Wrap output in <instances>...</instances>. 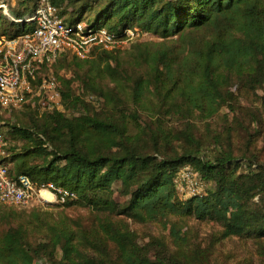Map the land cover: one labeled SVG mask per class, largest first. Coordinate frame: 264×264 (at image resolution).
Here are the masks:
<instances>
[{
  "label": "trees",
  "instance_id": "trees-1",
  "mask_svg": "<svg viewBox=\"0 0 264 264\" xmlns=\"http://www.w3.org/2000/svg\"><path fill=\"white\" fill-rule=\"evenodd\" d=\"M41 1L23 0L22 3L35 6ZM48 1L59 7L77 0ZM86 7L83 5L70 22H80ZM11 15L15 20L25 17L13 12ZM91 25L109 26V29L138 26L161 38L186 30L213 28L212 38L195 50L194 74L178 77V82L167 55L164 52L152 55L148 76L131 78L133 105L142 102L149 89L156 96L158 110L166 108L176 113L197 110L208 118L231 99L232 95L221 88L231 78L239 81L244 78L252 87H264V0H111L96 14ZM26 30L24 23L0 17V38H12ZM114 52H94L84 60L68 58V54L56 59L52 66L55 72L70 68L75 76L59 78L65 113L54 112L37 118L31 105L24 106L28 110L27 124L8 125L4 131L9 138L17 136L23 142L19 152L11 158L9 147L6 149L12 174L25 175L35 186L52 183L74 193L76 200L67 206L78 204L92 212L125 217L138 223L193 217L220 225L224 238L264 236V215L260 219L250 209L253 195L264 193L263 165L248 164L247 174L228 176L227 167L236 161L229 149L220 151L212 160L203 158L198 146L167 156L158 145L161 130L150 133L143 130L135 135L129 132L127 118H131L130 123L135 121L137 110L127 115L120 112V117L104 118L89 113L84 101L74 94L73 84L79 82L87 92L99 94L106 101L107 95L97 81L107 79L117 88L121 86ZM146 136L153 145V153L145 150L143 142L147 139L143 138ZM183 137L194 143L189 129ZM184 166L197 172L205 185L218 182L219 189L206 188L202 196L181 200L175 179ZM114 184L120 185L124 204L115 201ZM11 214H5L2 220L8 222ZM98 229L105 240L115 246L117 264H170V260L162 256L145 255L131 232L119 230L109 221L101 222ZM47 234L44 241L32 247L23 228H8L0 235V264H116L107 261L105 250L102 255L97 253L98 241L74 233L65 224L47 226ZM170 236L177 246L173 256L193 262L183 248L187 241L180 235L176 223H171ZM58 248L62 252L61 261L54 263L51 258ZM43 255L50 257L48 262L42 260Z\"/></svg>",
  "mask_w": 264,
  "mask_h": 264
},
{
  "label": "rangeland",
  "instance_id": "rangeland-1",
  "mask_svg": "<svg viewBox=\"0 0 264 264\" xmlns=\"http://www.w3.org/2000/svg\"><path fill=\"white\" fill-rule=\"evenodd\" d=\"M22 1L0 0V17L4 16L6 20L16 22L17 20L11 15L12 12L24 14V18H26L39 5H24ZM110 1L77 0L73 4L65 2L57 9L62 17L70 21L76 18V12L80 11L83 5H87L88 7L83 10L79 21L82 24H91L94 22L96 14ZM25 27L27 29L26 25ZM133 28L141 31L140 38L114 50L116 51L114 55L118 58L121 86L117 88L116 84L110 83L107 79L103 82L97 81L98 87L103 94L107 95L106 101L99 94L87 92L79 82L73 84L74 94L84 101L89 113L104 118L111 115L120 117V112L127 115L137 110L138 117L135 118V121L130 123L131 118H127L129 132L135 135L143 130L147 133H150L151 130H161L158 145L160 151L167 156L180 154L187 149L194 150L195 146H198L200 155L212 160L219 155L220 151L229 149L236 161L227 167L228 176L238 177L247 174L250 170L248 164L253 167L264 166V87H252L244 78L241 81L235 77L231 78L226 85L223 84L221 87L224 93L227 91L232 95L231 99L208 118L205 113L197 110L177 113L175 110L166 108L158 110L156 96L149 89L143 95L142 102L137 105H133L131 102V78L148 76V71L152 67L150 59L158 52H164L167 55V62L171 66L173 77L177 82L178 77L183 78L184 75L194 74L196 69L195 50H199L205 41L212 38L215 34L213 28L186 30L168 38H161L138 26ZM110 29L115 31L118 28ZM70 57L72 56L68 55V58ZM114 65L113 63L112 66ZM51 69L59 82V78H75L70 68L57 69V72L54 71V67ZM223 73L225 74L222 71ZM117 106L118 109H115ZM32 108L36 112L37 118L54 114L43 113L37 108ZM61 108L62 112L60 113L64 114L63 104ZM27 113L28 110L24 108L13 113L9 119L10 125L24 126L27 124ZM67 116L69 117L68 114ZM187 129L193 134L194 143L188 142L183 137ZM4 131L6 132V130ZM144 139H147V142H143L145 150L153 153V145L149 136ZM8 142L11 158L19 152L23 142L17 136L9 138ZM168 143L170 144L167 146ZM112 188L115 201L124 204L125 198L120 194V185L114 184ZM206 188L216 191L219 189V183L210 182ZM47 198L49 203H34L24 209H15L0 204V235L10 227L20 226L26 231L27 242L34 247L47 238V226L65 224L74 233L85 234L98 241L100 246L96 248L97 253L102 255V251L105 250L107 261L117 264L115 246L106 241L98 231L101 222L109 221L117 229L131 232L139 247L144 249L142 251L145 255L149 257L162 256L169 259L170 264H264V236L246 235L224 238L221 226L215 222L199 221L193 217L170 218V222L177 224L180 235L187 241L183 248L186 250L187 256L192 257L193 260V262H188L173 256L177 246L170 236L171 223L169 220L138 223L125 217L92 212L78 204L66 205L74 203L75 198H66L64 202L52 200L51 196ZM250 209L260 219L262 218L261 216L264 215V193L253 195ZM9 212L12 214L8 222L3 221L2 218H5V214ZM61 256L62 252L58 248L51 259L54 263H59ZM48 258L50 259L47 255H43L42 260L48 262Z\"/></svg>",
  "mask_w": 264,
  "mask_h": 264
},
{
  "label": "built area",
  "instance_id": "built-area-1",
  "mask_svg": "<svg viewBox=\"0 0 264 264\" xmlns=\"http://www.w3.org/2000/svg\"><path fill=\"white\" fill-rule=\"evenodd\" d=\"M27 30L18 36L0 38V204L15 209L34 203L76 199L74 193L52 183L35 186L25 175L12 174L8 159V139L4 130L11 115L31 105L43 113L62 112L60 82L51 71L56 59L68 54L87 59L97 51L114 52L137 41V28L92 26L72 23L60 15L56 6L42 0L33 14L17 20ZM175 187L181 200L202 196L206 185L191 167L179 169Z\"/></svg>",
  "mask_w": 264,
  "mask_h": 264
}]
</instances>
